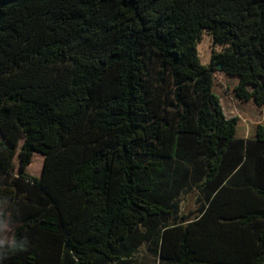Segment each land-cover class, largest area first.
I'll return each mask as SVG.
<instances>
[{"label": "trees", "instance_id": "obj_1", "mask_svg": "<svg viewBox=\"0 0 264 264\" xmlns=\"http://www.w3.org/2000/svg\"><path fill=\"white\" fill-rule=\"evenodd\" d=\"M216 70L264 104V0H0V264H264V125Z\"/></svg>", "mask_w": 264, "mask_h": 264}, {"label": "rangeland", "instance_id": "obj_2", "mask_svg": "<svg viewBox=\"0 0 264 264\" xmlns=\"http://www.w3.org/2000/svg\"><path fill=\"white\" fill-rule=\"evenodd\" d=\"M222 45H217L213 37L205 32L198 45V51L201 61L204 64H210L213 61L215 53L223 50ZM219 67V66H218ZM215 93L219 95L224 112L228 117L236 116L239 118L238 135L241 137H254L257 127L264 125V104H258L254 98L243 99L238 96L235 88L238 85V78L230 76L221 70L215 72ZM251 89V87H250ZM0 139L2 136L0 135ZM21 146V145H20ZM43 157L36 155L29 170L33 174H40L43 167ZM16 163L21 167V154H17ZM198 192L193 191L185 196L182 204V213L190 214L196 211L199 204L197 202ZM7 234L1 238L4 240Z\"/></svg>", "mask_w": 264, "mask_h": 264}, {"label": "water", "instance_id": "obj_3", "mask_svg": "<svg viewBox=\"0 0 264 264\" xmlns=\"http://www.w3.org/2000/svg\"><path fill=\"white\" fill-rule=\"evenodd\" d=\"M219 67H221V64L219 65Z\"/></svg>", "mask_w": 264, "mask_h": 264}]
</instances>
